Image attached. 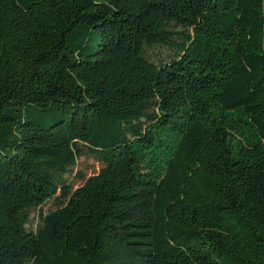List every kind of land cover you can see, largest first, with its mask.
<instances>
[{"label": "trees", "instance_id": "trees-1", "mask_svg": "<svg viewBox=\"0 0 264 264\" xmlns=\"http://www.w3.org/2000/svg\"><path fill=\"white\" fill-rule=\"evenodd\" d=\"M0 264H264V0H0Z\"/></svg>", "mask_w": 264, "mask_h": 264}, {"label": "rangeland", "instance_id": "rangeland-1", "mask_svg": "<svg viewBox=\"0 0 264 264\" xmlns=\"http://www.w3.org/2000/svg\"><path fill=\"white\" fill-rule=\"evenodd\" d=\"M157 53L161 54V55H163V54L166 55V52L164 49L158 51ZM99 168H100V165L97 161H95L94 159H92L88 156H83L79 159L78 165H77L76 169L74 170V173L78 170H81L82 172H84L85 178L88 181H90L95 177ZM30 219H31V223L29 224V226L32 229H35L38 226V212L33 211L31 213Z\"/></svg>", "mask_w": 264, "mask_h": 264}]
</instances>
